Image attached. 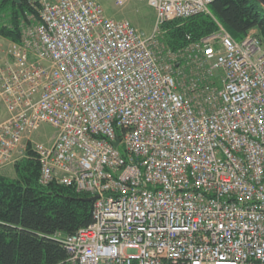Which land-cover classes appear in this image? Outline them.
I'll return each instance as SVG.
<instances>
[{"label":"built area","instance_id":"built-area-1","mask_svg":"<svg viewBox=\"0 0 264 264\" xmlns=\"http://www.w3.org/2000/svg\"><path fill=\"white\" fill-rule=\"evenodd\" d=\"M146 1L150 38L97 0H37L18 41L0 36V170L30 148L40 183L97 196L57 237L72 264H264V41L219 24L160 48L164 23L215 0Z\"/></svg>","mask_w":264,"mask_h":264},{"label":"trees","instance_id":"trees-1","mask_svg":"<svg viewBox=\"0 0 264 264\" xmlns=\"http://www.w3.org/2000/svg\"><path fill=\"white\" fill-rule=\"evenodd\" d=\"M36 2L0 0V36L18 41L22 23L39 16ZM209 10L164 23L157 41L177 51L218 31L219 24L237 40L257 28L264 41V8L256 0H215ZM28 149L27 157L14 166L15 177L0 171V264H72L57 237L90 225L93 204L73 185L40 183L41 161Z\"/></svg>","mask_w":264,"mask_h":264},{"label":"rangeland","instance_id":"rangeland-1","mask_svg":"<svg viewBox=\"0 0 264 264\" xmlns=\"http://www.w3.org/2000/svg\"><path fill=\"white\" fill-rule=\"evenodd\" d=\"M105 14L114 19L126 18L131 20L134 26L144 34L146 38H150L155 32V10L149 6L146 0H127L122 6L116 5V0H97ZM2 15V14H1ZM159 47L162 46L159 44ZM7 114L4 106H0V122L5 119ZM55 127L50 124L42 123L40 127L33 133V138L41 144L50 145L54 140ZM15 165H10L6 174L15 177ZM1 172L3 170H0Z\"/></svg>","mask_w":264,"mask_h":264},{"label":"water","instance_id":"water-1","mask_svg":"<svg viewBox=\"0 0 264 264\" xmlns=\"http://www.w3.org/2000/svg\"><path fill=\"white\" fill-rule=\"evenodd\" d=\"M256 1L259 2L264 8V0H256ZM116 144H118V142H116ZM96 199H97V196H93V197L91 196L88 198V200H90L91 202L95 201Z\"/></svg>","mask_w":264,"mask_h":264},{"label":"crops","instance_id":"crops-1","mask_svg":"<svg viewBox=\"0 0 264 264\" xmlns=\"http://www.w3.org/2000/svg\"><path fill=\"white\" fill-rule=\"evenodd\" d=\"M8 168H9V167H7V168L3 169V171H2V172L6 174V172H5V171H7V170H8Z\"/></svg>","mask_w":264,"mask_h":264}]
</instances>
